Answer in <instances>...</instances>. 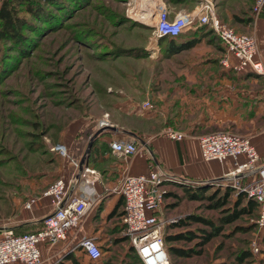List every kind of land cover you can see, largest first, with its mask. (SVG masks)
<instances>
[{"label":"rangeland","instance_id":"1","mask_svg":"<svg viewBox=\"0 0 264 264\" xmlns=\"http://www.w3.org/2000/svg\"><path fill=\"white\" fill-rule=\"evenodd\" d=\"M62 1L63 10L48 9V27L44 22L35 21L40 28L25 31L29 37L25 42V45L28 43L25 58L13 48H8L0 57V232L29 233L40 227V220L25 223L31 220L35 206L31 211L23 206L29 198H38L58 179L55 176L60 168L58 162L65 158L51 152V147L62 144L68 157L76 154L94 133L109 132L113 118L122 119L118 116L121 112H136L144 103L151 104L154 112L140 116L153 121L164 119L160 108L167 100H170L169 105L176 100V105L184 109L182 113L187 117L196 114L185 111L192 106L186 97L165 95L164 83L173 78L177 68L173 60L165 61L166 44L153 38L152 27L157 6H162L168 14L172 11L167 7H174L182 8L180 14L193 15L200 0H180L178 4H170L169 0ZM207 1L212 4L216 19L233 31L264 34V4L255 13V0ZM172 16L169 14V18ZM221 52L223 55L224 50ZM199 54L209 53L202 50ZM259 59L264 60V57L260 55ZM228 70L236 73L231 68ZM258 77L254 83L247 81L245 86L247 102L253 93L251 99L255 101L256 98L260 103L259 111L254 113L255 110L247 107L243 114L245 123L213 132L250 137L264 130V78ZM181 100L186 101L182 106L178 104ZM103 122L105 125H101ZM251 180L240 179L239 190ZM179 185L170 180L160 187L166 218L175 221L187 213L209 218L217 215L207 212L198 203L188 202ZM208 186L211 189L207 194L225 187L239 191L233 188L231 179ZM165 193L177 195V199L166 198ZM261 211L259 207L255 217L233 224L250 226V230L230 232L233 225L224 226L220 236L201 248L199 256L185 260L171 258L169 263L238 264L235 257L246 251L250 257L242 264H263ZM115 223L113 219L102 223L103 261L106 264H139L128 241L113 244L114 240L125 237ZM174 245L191 247L183 243ZM164 247L166 249L165 242ZM103 261L96 264H105Z\"/></svg>","mask_w":264,"mask_h":264},{"label":"built area","instance_id":"2","mask_svg":"<svg viewBox=\"0 0 264 264\" xmlns=\"http://www.w3.org/2000/svg\"><path fill=\"white\" fill-rule=\"evenodd\" d=\"M200 1L195 14L177 13L171 18L162 6H157L154 10L153 38H176L190 27L208 26L224 49L220 60L223 67L238 73L250 71L264 78V60L259 59L260 55L264 57V34L247 35L234 32L216 19L209 1ZM263 4L264 0H255L253 11L258 13ZM153 112V106L144 103L134 113L143 115ZM162 134L174 142L185 138L183 133L170 127L164 128ZM196 144L201 161L231 162L232 169L223 177L240 176V179H252L241 187L242 190L237 185L240 179H233V188L256 201L262 210L261 223L264 224V155L260 156L256 152L251 144V137L213 132L196 137ZM108 146L113 155L122 159L133 156L138 150L137 144L126 138L114 139ZM51 152L69 159L62 144L51 147ZM70 163L73 174L54 180L38 198H29L24 203V209L31 211L39 199L49 201L50 211L40 219V228L37 231L24 234H14L12 230L0 232V264H43L40 247L49 251L66 243L69 235L67 249L72 251L77 248L93 262L100 259V249L91 238L75 240L85 214L99 201L93 187L98 179L94 170L80 166L78 161L70 160ZM170 180L173 179L162 170L153 169L140 175H125L112 191L122 198V233L141 264H170L164 249L162 232L173 220L162 217L160 190L162 183ZM252 252H256L254 247Z\"/></svg>","mask_w":264,"mask_h":264},{"label":"crops","instance_id":"3","mask_svg":"<svg viewBox=\"0 0 264 264\" xmlns=\"http://www.w3.org/2000/svg\"><path fill=\"white\" fill-rule=\"evenodd\" d=\"M167 8L168 11H172L169 13L171 15L183 11L182 8ZM200 28L203 29L199 30ZM208 29V26L205 25L186 29L172 40L173 42L169 46L171 49L180 47L183 50L165 58L167 63L173 60L172 63L177 68L173 78L164 83L163 87L167 89L164 90V92L166 91L165 95L186 97L192 106L186 108L185 111L195 112V115L192 114L189 117L183 115L184 109L176 105V100L172 105H169L170 100L162 103L160 110L164 114L163 120L153 121L128 110L120 111L118 116L122 119L113 118L109 132L97 134L87 149L89 139L92 137L90 136L87 139L88 142L86 140L84 146L79 147L78 153L71 154L69 159L58 162L60 168L55 172L57 178L64 179L73 174L70 160H74L78 161L80 166L94 170L98 179L93 187L99 196V201L85 214L75 240L89 237L100 246L103 241L100 239L102 238L100 235H103L104 232L102 223H105V220L109 222L107 216L121 198L112 191L125 175L135 176L149 170L160 169L173 180L207 182L223 177L232 169L230 161L224 163L201 161L196 137L212 133L216 129L238 127L239 124L246 122L243 114L247 107L249 110H255L254 113H256L261 106L255 97V101L251 99L253 93L250 94L249 102H247L248 90L245 86L247 81L238 79L243 73H234L233 75L237 79L232 81L228 69L220 64L223 56L222 52H219L221 45L213 34L207 33ZM191 40H193L192 46L185 49V45ZM163 43L166 44V42ZM164 50H166V45ZM202 50L209 54H199V51ZM255 81L256 79H251L248 83L251 84ZM183 103L186 101L178 102L181 106ZM167 113L172 115L167 116ZM248 121L252 122V119ZM101 125H105V123L103 122ZM166 127L183 133L185 138L179 142L166 139L162 134V130ZM250 137L256 152L263 156L264 130ZM117 138L133 140L137 144V152L126 159L113 155L108 144ZM49 211V201L39 199L33 208L31 220L25 223L33 224ZM161 214L164 219H168L164 217L163 210ZM100 224L102 226H99ZM95 226L99 227L95 229ZM105 231L107 230L105 229ZM66 243L64 242L49 251L40 247L42 263L67 264V261L64 262V256L70 252L74 253L75 249L70 251L67 249ZM44 252L48 253L45 255ZM73 256L78 258L80 264L87 263L86 259L80 258V252L77 249Z\"/></svg>","mask_w":264,"mask_h":264},{"label":"trees","instance_id":"4","mask_svg":"<svg viewBox=\"0 0 264 264\" xmlns=\"http://www.w3.org/2000/svg\"><path fill=\"white\" fill-rule=\"evenodd\" d=\"M70 1L78 2V0ZM169 1L175 4L180 2V0ZM63 2L64 1L62 0H0V57L3 56V52L8 48H13L14 50H18V55L21 58H25L27 55L25 48L28 46V43L25 45V42L29 39L28 35L25 34V31H30L33 29L38 30L40 27L34 23L35 21L44 22L48 27L49 23L47 20L50 19V12L48 9L50 10L54 8L57 10H63ZM202 29L203 28H200L199 30ZM206 31L209 34H212L210 29ZM174 39L175 38L158 39L159 42H166V50H164V54L166 53L165 55H167V57L179 52L180 50H183L180 47L177 49L169 48L173 42L172 40ZM192 43L193 40L189 41L184 48H190ZM223 50L224 49L221 46L220 53ZM233 74L230 73L232 81L237 79V77H235ZM258 78V75H255L250 71H245L243 72L241 78L239 77L238 79L249 81L251 79ZM176 182L178 185L181 184L179 185V188L182 190V195L187 199L188 202L198 203L207 212H216L217 215L214 218H209L196 215L194 213H187L181 215L178 220L167 224L163 229L162 239L163 245L164 242L166 244V249L165 247L164 249L169 261L171 258L175 260H185L199 256L201 254V248L207 245L212 239L220 236L224 226L233 225L235 222L243 218L248 220L249 218L255 217L256 213H258L260 206L254 199L247 197L244 192L235 191L230 187H225L223 189H214L212 192L207 194V192L211 189L208 186L211 184L209 182H189L180 179L176 180ZM166 196H172L177 199V195L175 196L172 193H165L164 197ZM122 206L123 202L120 198L107 216V219H113L116 221L115 225L117 228H119L120 232L123 229V226L120 222L123 213L121 210ZM163 214L164 217H166L164 210ZM250 229V226L240 227L233 225L230 232H241V230L245 231ZM124 241H128L126 237L114 240L113 244ZM175 243H183L184 245H190L191 247H178L174 245ZM98 248L100 249L101 247L98 246ZM130 250L135 254V259L138 260L139 264H141L133 248L130 247ZM78 252H80V258L86 259V264H96L98 261L104 260L102 259L103 253L101 249V256L97 262L87 259L80 250H78ZM72 253L73 252L67 253L64 256V262L67 261V264H80L78 258L76 259ZM249 257L250 253L243 251L240 253V256L235 257V261L238 264H242L248 260ZM103 263L106 264L105 261H103Z\"/></svg>","mask_w":264,"mask_h":264},{"label":"water","instance_id":"5","mask_svg":"<svg viewBox=\"0 0 264 264\" xmlns=\"http://www.w3.org/2000/svg\"><path fill=\"white\" fill-rule=\"evenodd\" d=\"M113 129V131H115V129L114 128H112ZM98 134V132H96V133H94L93 135H92V137L89 139V142H88V144H87V149H88V147L90 146V144H91V142H92V140H93V138H95L96 137V135ZM240 178V176H236L235 178H226V177H221V178H218V179H214V180H210V181H207V182H209V183H216V182H224V181H227V180H236V179H239Z\"/></svg>","mask_w":264,"mask_h":264}]
</instances>
